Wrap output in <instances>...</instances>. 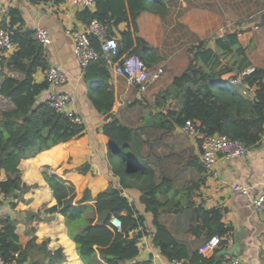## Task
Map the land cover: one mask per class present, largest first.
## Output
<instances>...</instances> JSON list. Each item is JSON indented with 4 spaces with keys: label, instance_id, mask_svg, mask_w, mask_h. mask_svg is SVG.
Masks as SVG:
<instances>
[{
    "label": "trees",
    "instance_id": "obj_1",
    "mask_svg": "<svg viewBox=\"0 0 264 264\" xmlns=\"http://www.w3.org/2000/svg\"><path fill=\"white\" fill-rule=\"evenodd\" d=\"M29 1L34 4H59L63 0ZM151 1L95 0L94 8L80 12L78 18L85 24L97 19L111 36H115L119 25L126 22L127 29L120 32L119 53L114 61L138 54L149 68L160 57L155 48L138 35L137 19L146 10L163 14L167 9L163 0H155L153 7ZM2 26L11 31L16 50L7 56H0V99H8L13 104V107L0 109V171L4 169L7 172V179L0 181V194L5 198H18V193H25L31 188L22 181L20 161L82 137L86 126L84 123L74 124L68 114L55 110L48 101L38 102L41 92L51 86L47 80L41 83L35 80L38 70L48 68L46 50L45 45L36 39L35 31L26 25L21 10L11 7L9 22H3ZM91 41L100 50L97 39L91 37ZM188 53V67L156 95L153 104L144 106L149 112L143 115L142 104L136 106L137 112L143 116L140 124H135L133 120H129L130 124L122 122L113 112L117 99L109 83L111 69L103 57L91 62L84 70L95 107L107 115L102 132L109 139L110 155L118 156L117 163L112 162V168L120 177L122 188L111 185L96 197L92 196L89 188H85L78 199L76 185L59 175L62 168L58 173L45 171L43 175L57 200L55 205L44 211L64 216L68 235L75 242L78 255L85 264H122L126 261L148 264L135 260L147 225L145 217L124 194V188L134 186L141 190L142 202L153 213V241L167 260H178L183 264H233L232 258L220 253L221 249L216 248L210 256L201 250L202 245L212 237H222L229 232V227L222 221L223 212L202 206L193 208L191 197L184 203L182 197L174 195V200L166 197L172 189L175 194L181 192L175 188L176 174L187 167L177 171L174 166L160 167L161 182L157 183V173L153 168L142 169L145 160L141 151L149 142L147 136L154 129L169 133L183 128L187 121L196 129V141L200 147L202 137L214 134L240 141L248 149L258 147L264 135V68L253 66L238 31L228 30L216 37L215 47L201 40L190 47ZM10 71L22 73L23 78L8 75ZM238 77L248 87H257L254 96H248L241 85L232 83ZM173 100L178 102V109L172 108ZM153 108L158 111L154 112ZM174 156L170 153L159 159L166 163ZM187 164L194 165L198 172L205 174L206 170L197 156L190 158ZM89 166L85 163L80 169L87 170ZM201 181L202 178L192 180L189 187L185 186L187 195L198 188ZM12 205L15 207L16 202ZM188 208H193L194 217L201 220L200 224L191 227L192 233L198 238L208 234V239L199 247H191L179 240L160 221L163 212L179 213ZM114 218L120 220V228L112 223ZM0 223V253L5 258H12L18 252L20 264H56L64 260L62 249L51 251L47 241L37 243L35 237L23 247L16 233L15 219L2 218Z\"/></svg>",
    "mask_w": 264,
    "mask_h": 264
},
{
    "label": "crops",
    "instance_id": "obj_2",
    "mask_svg": "<svg viewBox=\"0 0 264 264\" xmlns=\"http://www.w3.org/2000/svg\"><path fill=\"white\" fill-rule=\"evenodd\" d=\"M163 1L167 7L165 13L160 14L153 10L143 11L138 16L137 23L138 35L154 47L160 57V60L149 67V70L162 68L164 75L162 74L160 80H156L147 93L142 95L136 86L129 84L123 76L110 70L109 83L113 86L117 99L113 112L122 122L133 120L135 124L142 123L143 116L137 112L136 106L142 104L141 106L144 107L153 104L157 93L170 85L173 78L188 67L190 47L201 40H206L208 46L215 47L216 37L226 32L224 26L228 18L239 15L229 8L243 5V0ZM154 3L155 0H152V7ZM0 6H6L9 9L19 8L30 29L36 31L38 28H45L50 32L51 42L45 45L48 68L59 67L66 72L69 81L61 87L50 86L41 92L37 100L38 102L47 101L50 93L56 90L70 94L73 98V104L70 107L82 117L86 126V132L82 137L60 143L40 152L35 157L20 161L22 181L31 188L25 193H18V198H5L0 194V217L15 219L16 233L23 247L35 237L37 243L47 241L48 249L51 251L63 250L65 258L56 264H85L78 255L75 242L68 235L64 216L60 213L50 214L44 211L45 208L55 205L57 200L43 175L45 171L58 173V170L62 168L59 175L76 185L78 199L85 188L90 189L93 197L111 185L122 188L121 179L112 168V162L117 163L118 156L110 155L109 139L102 132L107 115L97 110L89 95L90 83L85 80L84 70L75 54V42L67 33L68 28H81L85 23L78 18L79 12L72 0H63L59 4L54 2L34 4L29 0H0ZM248 20V23H245L244 27L238 31L239 38L242 45L247 47L253 66L264 68V7H260L251 15V20ZM255 23L261 25L259 29L253 26ZM126 29L127 23H121L115 31V36L120 39V32ZM15 50L16 46L5 55ZM47 69L37 71L36 82L41 83L46 80ZM8 75L17 79L23 78V74L17 71H10ZM92 84L96 83L92 82ZM238 85H241L248 96L255 95L257 87H248L242 80ZM1 100L6 101L9 107H13L10 100L5 98ZM135 102H137L136 105L129 106ZM174 109H178V105ZM153 111L158 110L153 108ZM148 112L149 109L147 112L144 110L143 115ZM177 130L183 131V128H177ZM175 131L162 134L163 130L154 129L147 136L149 142L142 148L141 155L145 160L142 169L153 168L157 173V183L161 182L160 167L174 166V158L166 163L159 158L170 153L174 154L172 142L163 143L162 139L174 134ZM157 136L160 138L156 139ZM194 139L193 145L197 142L196 138ZM196 145L198 149L190 155L191 157L183 158L187 169L184 172L180 171L183 172L181 174L180 172L176 174L175 188L181 192L177 191L175 194L172 189L166 197L173 200L174 195L182 197L183 203L191 197L194 203L193 208L202 206L208 210H221L224 215L222 221L230 230L221 237L222 243L217 248L221 249L220 253L225 251L221 254L238 260L239 264H264V214L252 207L249 200L250 195H258L264 188V135L260 145L249 149L245 156L229 160L219 159L213 169L209 172L205 171V174L198 172L194 165L187 164L190 158L197 156L202 165V150L198 143ZM85 163H89V168L80 169ZM199 178H202L200 186L187 195L185 186L189 187L192 180L198 181ZM6 179L7 172L2 169L0 181ZM239 185L248 187V192L235 190V186ZM124 194L134 204L136 210L145 217L147 225L146 233L139 242V254L135 260L148 262L153 255L160 254L164 264H174L173 261L167 260L154 244V216L142 202L141 190L135 186L127 187L124 188ZM12 202H16L15 207ZM193 208L179 213L163 212L160 221L179 240L191 247H199L208 239V234L203 233L204 236L198 238L192 233L191 227L194 228L201 223L200 219L196 220V216L194 217ZM130 235L132 236L133 232ZM213 252L214 249H206L205 255L210 256ZM32 257L33 255L29 259ZM131 263L126 261L122 264Z\"/></svg>",
    "mask_w": 264,
    "mask_h": 264
},
{
    "label": "built area",
    "instance_id": "obj_3",
    "mask_svg": "<svg viewBox=\"0 0 264 264\" xmlns=\"http://www.w3.org/2000/svg\"><path fill=\"white\" fill-rule=\"evenodd\" d=\"M76 10L80 13L86 9H93L95 0H72ZM9 8L0 6V56L14 50L15 44L11 40V31L2 26L3 22L8 23ZM261 25L255 28L259 29ZM67 33L72 36L75 42V54L79 60L80 66L85 70L88 65L103 57L107 66L116 74L123 76L127 82L137 87L139 92L144 95L149 90L150 85L155 82L163 73L162 68L150 71L144 60L138 54H131L121 60H115L119 53V40L116 36L108 35L105 27L97 20L84 24L81 28H68ZM35 37L38 41L47 45L51 42L50 32L45 28H38L35 31ZM91 37H95L99 42L100 50H97L91 41ZM249 72V71H247ZM45 79L53 87H61L68 83L69 78L65 71L56 66L49 67L45 72ZM241 78H235L232 83H240ZM48 103L57 111L66 113L72 119L74 124H82L83 119L77 112L70 107L73 104V98L70 94L63 91H54L50 93ZM183 131L192 138H197V131L190 121H187L183 127ZM201 162L204 169L209 172L213 169L215 163L219 159H233L245 156L248 148L240 141L232 140L223 134H214L202 137L201 142ZM235 190L248 192V187L235 186ZM250 205L257 211L264 214V188L258 195L249 196ZM2 219V217H0ZM112 223L117 227H121L119 219L114 218ZM221 237L214 236L204 243L201 247L205 254L206 249H216L221 244ZM19 253L15 252L12 258H5L0 253V264H19ZM162 256L155 254L148 261V264H164ZM174 264H183L182 261H173ZM233 264H239V261L232 259ZM69 264V263H66Z\"/></svg>",
    "mask_w": 264,
    "mask_h": 264
},
{
    "label": "rangeland",
    "instance_id": "obj_4",
    "mask_svg": "<svg viewBox=\"0 0 264 264\" xmlns=\"http://www.w3.org/2000/svg\"><path fill=\"white\" fill-rule=\"evenodd\" d=\"M242 6H237V7H231L229 9H232L236 14L235 17L233 18H228V21L225 23V30L228 31H239L241 30L242 27H244L245 23H248L247 20H251V15L256 12L260 7H264V0H243L242 1ZM249 21V20H248ZM257 23H255L253 26L256 27ZM222 31V30H221ZM165 72L162 74L164 75ZM157 80H160L157 79ZM156 82V81H155ZM154 82L151 84L153 85ZM150 85V86H151ZM167 88V87H166ZM166 88L163 90L161 89L160 92L164 91ZM158 92L157 94H159ZM178 105V102L173 100L172 101V106L175 108V106ZM9 108V104L6 101H3L0 99V109H5ZM146 112L148 111L147 108H143ZM158 110V109H157ZM126 123L130 124L129 120H125ZM164 134V131L163 133ZM163 143L169 144V142H172V147L173 151L175 154L174 158V169L180 170L181 168L186 167V161L183 163L184 159L183 158H189L198 148L196 147L197 142L195 145H193V142H195V139L190 137L188 134H186L183 131H175L174 134L172 135H167L163 137ZM148 145V144H147ZM165 153V152H163ZM187 158V159H188ZM183 163V164H182ZM186 170V169H185ZM185 170H182L183 172ZM183 172H180L183 173ZM185 174V173H184Z\"/></svg>",
    "mask_w": 264,
    "mask_h": 264
},
{
    "label": "water",
    "instance_id": "obj_5",
    "mask_svg": "<svg viewBox=\"0 0 264 264\" xmlns=\"http://www.w3.org/2000/svg\"><path fill=\"white\" fill-rule=\"evenodd\" d=\"M221 253H225V251H221Z\"/></svg>",
    "mask_w": 264,
    "mask_h": 264
}]
</instances>
